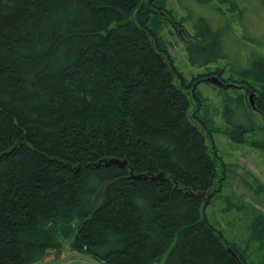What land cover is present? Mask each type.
Instances as JSON below:
<instances>
[{"label":"trees","instance_id":"obj_1","mask_svg":"<svg viewBox=\"0 0 264 264\" xmlns=\"http://www.w3.org/2000/svg\"><path fill=\"white\" fill-rule=\"evenodd\" d=\"M165 2L0 0V264L42 263L60 236L102 264H246L205 214L224 185L214 123L191 111L199 95L161 32L189 25L188 61H224L246 83L222 98L220 120L264 151V130L244 125L264 118V34L243 23L264 0H173L181 20ZM238 57L248 71L233 69ZM248 229L264 248V211Z\"/></svg>","mask_w":264,"mask_h":264},{"label":"rangeland","instance_id":"obj_2","mask_svg":"<svg viewBox=\"0 0 264 264\" xmlns=\"http://www.w3.org/2000/svg\"><path fill=\"white\" fill-rule=\"evenodd\" d=\"M165 5L175 15L176 20L182 19L184 14L180 11L176 14L173 0H166ZM160 15L164 18V12L160 11ZM193 18L194 15L189 20L193 22ZM247 18V15L246 18H243L247 36L249 38H260L264 34V9L253 3L249 19ZM176 26L169 25L167 29L164 28L161 32L166 51L174 59V66L183 75L185 84H189V87L194 86L199 95L200 101H192L191 111L199 105L197 113L200 118L203 121L207 118L213 121L215 129L213 133L211 135L204 134L207 143L211 147V143L215 146L224 166L222 169L217 168V171H221L224 176L221 177L224 185L221 186L218 194L217 192L212 194L209 201L207 200L204 207L205 214L215 224L222 236L231 243V246H226L232 250L235 247L234 249L241 254L246 264H264V248L259 249L257 242L251 240L250 230L248 229L253 216L259 211H264V151L251 146L249 143L253 139L251 135L246 136L245 143L234 142L226 132L227 125L220 120L219 107L222 98L227 95L235 96L231 88L235 90L243 89L246 83L242 84L240 78L237 81V77L229 72V67L224 61L208 66L192 65L188 61L185 50V44L191 40L190 32L192 33V30L186 24H183L184 27L182 25ZM225 45L228 52H233L232 48H237L235 43L227 41L226 38ZM238 52L247 54L248 49H239ZM249 65L250 62L238 57L233 69L240 72L242 70L248 71ZM217 72L220 75H217ZM205 74L209 79L211 77L220 78V76L229 79L224 81L232 86H225V90H222L210 81V83L196 82V76ZM246 81L255 85V87L258 85L251 76H248ZM230 114V111H226L223 117L229 118ZM232 118L237 120L239 117L233 115ZM249 120L257 122L255 138H261L264 130V118L260 114L257 115L252 112L244 117V125H249ZM230 203L240 204V208H231L229 207ZM60 238L62 239L60 249L47 252L42 263L39 264H102L88 255L73 251L70 248L69 240L63 239L62 236ZM160 264L163 263L160 262Z\"/></svg>","mask_w":264,"mask_h":264},{"label":"water","instance_id":"obj_3","mask_svg":"<svg viewBox=\"0 0 264 264\" xmlns=\"http://www.w3.org/2000/svg\"><path fill=\"white\" fill-rule=\"evenodd\" d=\"M215 81H216V80H215ZM110 163H112V164H113V163H118V162H117V161H115V160H112V161H110ZM108 164H109V163H108ZM124 164H125V162H123V163H119V165H120L121 167H123V166H124ZM130 172H131V171H130ZM227 251H229L233 257H236V254H235V253H233L231 249H227Z\"/></svg>","mask_w":264,"mask_h":264}]
</instances>
